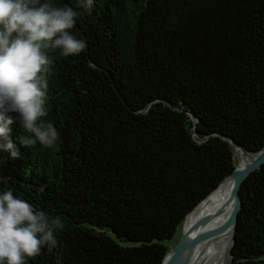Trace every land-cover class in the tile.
Listing matches in <instances>:
<instances>
[{"label":"trees","instance_id":"16d2710c","mask_svg":"<svg viewBox=\"0 0 264 264\" xmlns=\"http://www.w3.org/2000/svg\"><path fill=\"white\" fill-rule=\"evenodd\" d=\"M78 56L55 54L59 146L29 149L15 113L0 149L14 195L59 217L29 264H161L168 241L264 146V0H78ZM5 141L0 138V144ZM229 264H264V164L239 190Z\"/></svg>","mask_w":264,"mask_h":264},{"label":"clouds","instance_id":"9594fccd","mask_svg":"<svg viewBox=\"0 0 264 264\" xmlns=\"http://www.w3.org/2000/svg\"><path fill=\"white\" fill-rule=\"evenodd\" d=\"M93 0H78L90 9ZM81 13L57 0H0V149L15 159L19 156L10 139L9 114L15 113L22 128L20 142L30 150L59 146L60 133L49 116L50 82L58 53L78 56L87 42L73 29ZM10 177L0 175V264H29L44 248L58 243L63 228L59 217L14 195Z\"/></svg>","mask_w":264,"mask_h":264},{"label":"bare ground","instance_id":"6f19581e","mask_svg":"<svg viewBox=\"0 0 264 264\" xmlns=\"http://www.w3.org/2000/svg\"><path fill=\"white\" fill-rule=\"evenodd\" d=\"M236 156L240 159L239 152ZM232 205V182L227 180L207 195L184 221V231L196 223L203 229L220 226L228 221ZM231 232L225 231L205 238L193 250L188 264H226L230 261Z\"/></svg>","mask_w":264,"mask_h":264},{"label":"water","instance_id":"95a60500","mask_svg":"<svg viewBox=\"0 0 264 264\" xmlns=\"http://www.w3.org/2000/svg\"><path fill=\"white\" fill-rule=\"evenodd\" d=\"M235 152H239L240 159L238 163L235 165L233 171L227 175L215 189L211 191L214 192L218 189L222 183L229 180L232 182V205H231V213L228 221L220 226L213 227L210 229H203V223H196L189 227L186 231H184L182 223L181 228V236L175 245V247L171 248L166 255L164 256L161 264H188L189 259L192 255L194 248L205 238L225 232H231V245L233 243V234L235 231V226L237 222L238 212L241 209V200L239 195V190L244 180L253 172L258 171L261 166L264 164V146L259 149L257 152L248 153L244 151L239 146L233 144ZM210 194V193H209ZM187 216V215H186ZM186 218V217H185ZM229 256L231 258V254L229 251ZM230 263V261H229Z\"/></svg>","mask_w":264,"mask_h":264},{"label":"rangeland","instance_id":"374dc122","mask_svg":"<svg viewBox=\"0 0 264 264\" xmlns=\"http://www.w3.org/2000/svg\"><path fill=\"white\" fill-rule=\"evenodd\" d=\"M237 160L239 161V157L238 156H237ZM181 228H178L175 231L173 237L168 241V245L171 246V248L175 247V245L177 244V242H178V240H179V238L181 236ZM226 264H229V262H227Z\"/></svg>","mask_w":264,"mask_h":264}]
</instances>
